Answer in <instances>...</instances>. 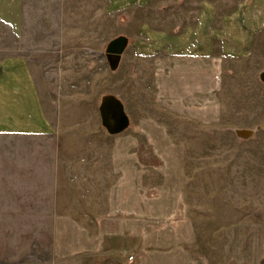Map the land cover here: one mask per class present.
<instances>
[{"label":"rangeland","instance_id":"obj_1","mask_svg":"<svg viewBox=\"0 0 264 264\" xmlns=\"http://www.w3.org/2000/svg\"><path fill=\"white\" fill-rule=\"evenodd\" d=\"M6 56L98 174L77 186L87 212L62 219L61 264L86 239L103 252L78 264H264V0H0ZM107 94L131 119L118 134Z\"/></svg>","mask_w":264,"mask_h":264},{"label":"crops","instance_id":"obj_2","mask_svg":"<svg viewBox=\"0 0 264 264\" xmlns=\"http://www.w3.org/2000/svg\"><path fill=\"white\" fill-rule=\"evenodd\" d=\"M59 126V118L55 122L48 113L28 60L0 58V264H61L62 219L87 212L78 204L77 186L80 179L98 174L77 168L73 159L78 151L62 146ZM71 232L83 235L76 227ZM102 244L86 239L78 246L75 241L68 256L78 264L82 254L103 252Z\"/></svg>","mask_w":264,"mask_h":264},{"label":"water","instance_id":"obj_3","mask_svg":"<svg viewBox=\"0 0 264 264\" xmlns=\"http://www.w3.org/2000/svg\"><path fill=\"white\" fill-rule=\"evenodd\" d=\"M128 44L125 36L112 40L107 48V58L112 69H117L121 56ZM264 80V73L262 74ZM102 124L110 134H118L125 131L130 126V118L126 113L122 101L113 95L103 97L100 105Z\"/></svg>","mask_w":264,"mask_h":264},{"label":"built area","instance_id":"obj_4","mask_svg":"<svg viewBox=\"0 0 264 264\" xmlns=\"http://www.w3.org/2000/svg\"><path fill=\"white\" fill-rule=\"evenodd\" d=\"M133 258V257H132Z\"/></svg>","mask_w":264,"mask_h":264}]
</instances>
